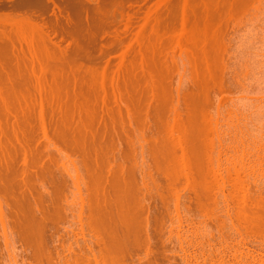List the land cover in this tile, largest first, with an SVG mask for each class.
Returning a JSON list of instances; mask_svg holds the SVG:
<instances>
[{"label":"rangeland","instance_id":"374dc122","mask_svg":"<svg viewBox=\"0 0 264 264\" xmlns=\"http://www.w3.org/2000/svg\"><path fill=\"white\" fill-rule=\"evenodd\" d=\"M55 1L62 5L61 0ZM118 1H114L116 5L111 1L100 13H94L91 8L80 9V41L75 39L77 36L73 35L76 40L73 41V36L66 34L70 40L63 37L65 40L60 42L67 54L72 53L69 57L76 54V64L73 62L76 66L66 54L68 61H65L62 54L60 66L63 68L56 70L57 78L54 70L56 61L59 62L55 59L58 53L52 57L55 69L46 63L51 58L46 59L42 54L43 67L48 64V70L54 74L46 72L43 77L41 74L47 70L43 68L45 71L37 74L41 75L40 81L36 78L34 82L35 76L30 72L27 76L26 70L25 76L21 72L25 69L16 71L13 64L8 66L11 59H5L13 71L9 74L16 78L13 91L10 85L1 84L6 81H0L3 85L0 88V205H3L6 224L4 230L0 223V264H264V0H252L247 9L238 8V12L230 9L231 13L223 5L221 9L215 8L210 0H191L193 8H187L186 24L181 0H176L178 3L171 6L173 9L169 7L172 9L168 12L172 17H169L170 23L160 27L155 37L151 35V24L156 15L159 12L167 16L161 8L157 14L148 12L151 8L156 11L154 6L158 0H131L132 7L127 0ZM48 13L53 17L51 9ZM145 19H149L147 25ZM15 36L17 44L23 40L22 32ZM67 42H78L80 46L71 47ZM25 48L23 44L25 52L28 51ZM73 48L79 51L74 53ZM215 51L219 54H213ZM20 61L14 63L18 68L19 62L23 64ZM62 62L68 67L62 66ZM66 62H71V66ZM70 67L75 69L71 71ZM93 68L96 71H91ZM69 70L75 71V75ZM19 72L25 77H19ZM3 79L1 76L0 80ZM45 80L51 83L45 84ZM43 81L44 90L47 88L51 93L37 92L38 86L43 87ZM160 96L164 97L165 105ZM174 107L185 109L184 116L179 111L182 121L175 115ZM85 108L95 116H89ZM117 108L122 111L118 117L119 110H114ZM130 108L134 110L128 112ZM149 111L150 116H146ZM131 112L133 118L129 115ZM86 119L93 124L88 130L84 128L85 122L88 124ZM97 122H109L101 124L105 125L101 132L110 134L114 131L107 126L116 124L113 127L121 129L118 136L123 137L112 134L115 138L107 132L100 133L106 139L102 136L98 139L101 125H96ZM145 122L150 124L144 125ZM130 125L136 126L135 129ZM88 131L95 132V136ZM112 138L122 141L118 143ZM177 138L182 139L187 152L186 166L180 164L182 152ZM119 150L122 157L127 153L125 159H121ZM200 162L202 165H198ZM200 167L203 169L198 171ZM97 201L101 206L96 205Z\"/></svg>","mask_w":264,"mask_h":264},{"label":"bare ground","instance_id":"6f19581e","mask_svg":"<svg viewBox=\"0 0 264 264\" xmlns=\"http://www.w3.org/2000/svg\"><path fill=\"white\" fill-rule=\"evenodd\" d=\"M111 1H112V4H114V5H116L117 3H115L114 1H117V0H61V2H62V7L58 4V2H56L55 0H0V75L1 76H3V78L4 79H6V80H0L1 82L2 81H8V83H1V84H7L11 89H12V91L14 90V88H15V81L13 80V79H15L16 77V75L14 76V78H13V76H11V74H9L11 71H10V68H8V66H10V63H11V66H12V64H13V66L14 67H16L15 69H16V71H18V69L21 71V70H23V69H25V71L23 70V71H21V72H23V74L24 73H26L27 71V76H28V74H29V72H30V74L31 75H33V76H35V79H33L32 81L34 82V80H36L37 81V79L36 78H38V80L40 81V78L39 77H41V75L44 77V75L46 74V72H50V68L52 69V67L55 69V65L53 64L54 62H53V53H60L59 55L58 54H56L57 55V57L55 58L56 60H58L59 59V62L58 61H56L57 62V68L54 70L55 71V73L57 72L56 70H58V68L59 67H61L60 66V62L62 61V58L64 57V54H66V55H68L67 54V49L66 48H68V46H66L65 47V49L66 50H64L63 48V46H61L62 45V40L64 39L63 37H65L64 35H66L67 34V36L69 37V35H71V37L73 36V35H75V36H77V37H75V36H73L72 37V40L74 39V37H75V39L77 38V41H80L79 40V37L78 36H80L79 34H80V26H81V24H82V21H81V24H80V9L81 10H87V9H89V8H91L92 9V11L94 12V13H100L102 10L104 11V10H106V8H108V7H106L107 5H108V3H111ZM120 2H122V0H119ZM118 1V2H119ZM126 0H123V2H125ZM129 1H131V0H129ZM132 1H135V0H132ZM131 1V2H132ZM174 1V2H173ZM176 0H158L156 3H155V6H154V9L156 10V11H153V9L151 8V9H148V10H150V11H148V12H158L159 11V9L161 8V10L162 9H165V10H163V11H165V12H167L166 14H167V16H162L163 15V13H162V15H160L159 14V12H158V14L156 15L157 17L155 18L156 19V21H155V19H154V22H153V24H151V35L152 36H157L158 34H156L155 32H157L158 33V29L160 28V27H164L165 25L166 26H168V24L170 23V18L169 17H171V16H169V15H171V14H169L168 12H171L170 10H172L173 8L171 7V6H173L174 7V3L175 4H177L178 2H175ZM177 1H179V0H177ZM189 1V2H188ZM191 0H181V1H179V2H181V5H183L182 7H181V9L182 8H184L183 9V22H184V24H186L188 21H187V13H188V9H192L193 7H191V2H190ZM211 2V4L213 3V5H214V7L216 8V6L218 7L219 6V8L223 5V6H226L227 7V9H229V12H230V9L231 10H233V9H235V10H237V12H238V8H242V9H245L246 7H247V5H251V3L250 2H252L253 3V1L252 0H219V2L217 1L216 2V0H210ZM263 1V0H262ZM119 2V3H120ZM122 2V3H123ZM127 3H129V7L131 6H133V3L134 2H132V4L130 5V3L131 2H128V0L126 1ZM145 2V1H144ZM173 2V3H172ZM204 2V1H203ZM259 2V1H258ZM183 3V4H182ZM195 3V2H194ZM218 5H217V4ZM173 4V5H172ZM187 4H189V7H191V8H189L188 7V5ZM201 4V3H200ZM259 4H260V2H259ZM51 5H52V7H51ZM109 5H111V4H109ZM108 5V6H109ZM186 5H187V7H186ZM221 5V6H220ZM254 5V4H253ZM196 6V5H195ZM259 6V5H258ZM151 7V6H150ZM156 7V8H155ZM169 7H171V8H169ZM202 7H204V6H202ZM55 8H57V10H58V13L56 12V10H55ZM188 8V9H187ZM218 8V9H219ZM251 8V7H250ZM51 9V13L53 14V17H52V15H49V16H51V17H49L48 16V11ZM205 9V8H204ZM217 9V10H218ZM221 9V8H220ZM219 9V10H220ZM223 9V8H222ZM224 9H226L225 7H224ZM247 9V8H246ZM152 10V11H151ZM195 10V9H194ZM198 10V9H197ZM196 10V11H197ZM89 11V10H88ZM205 11V10H204ZM226 11H228V10H226ZM240 11V10H239ZM189 12H192V10H189ZM233 12H234V10H233ZM237 12L235 13V14H237ZM247 12V11H246ZM196 13V12H195ZM228 13V12H227ZM231 13V12H230ZM229 13V16L231 15ZM149 14V13H148ZM209 14V13H208ZM160 15V16H159ZM164 15H165V13H164ZM192 15V14H191ZM190 15V13H189V16H191ZM222 15V14H221ZM205 16H207V15H205ZM205 16H203V17H205ZM208 16H210V15H208ZM218 16V15H217ZM148 17H150V16H148ZM172 18V17H171ZM206 19H207V17H205ZM220 18H222V17H220ZM219 18V19H220ZM231 18V17H230ZM88 19V18H87ZM196 19V18H195ZM211 19V18H210ZM233 19V18H232ZM64 20V21H63ZM93 21V20H92ZM149 19H145V21H144V24H148L149 22ZM187 21V22H186ZM212 21H213V19H212ZM220 21V20H219ZM83 22H85V21H83ZM86 22H87V20H86ZM208 22H210V21H208ZM222 22V21H221ZM223 22H226L225 20L223 21ZM151 23H152V20H151ZM203 23H206V22H203ZM84 24V23H83ZM155 24V25H154ZM220 24V23H219ZM219 24H217L218 26H219ZM212 25V24H211ZM94 26V25H93ZM92 26V28H94ZM96 26V25H95ZM150 26V25H149ZM153 26V27H152ZM154 26H156V27H154ZM206 26V25H205ZM207 26H210V25H207ZM215 26V25H214ZM221 26V25H220ZM90 27V26H89ZM88 27V28H89ZM222 27V26H221ZM153 28H156V29H154L155 31H153ZM218 28V27H217ZM185 29H187L186 28V26H185ZM205 29H207V28H205ZM204 29V30H205ZM209 29H211V28H209ZM220 29V28H219ZM20 30V31H19ZM85 30V29H84ZM215 30V29H214ZM86 31V30H85ZM208 31V30H207ZM18 32H22V35H23V40H21V41H19V43L17 44L16 42H18V40H16V42H15V40H14V36L15 35H17L18 34ZM29 33V34H31V36L30 37H28L27 35H25V34H27V33ZM17 33V34H16ZM97 33V32H96ZM153 33H155V35H153ZM205 33V32H204ZM208 33V32H207ZM210 33V32H209ZM15 34V35H14ZM96 35V34H95ZM196 35V34H195ZM204 35V34H203ZM212 35H213V33H212ZM212 35H209V36H212ZM216 35V33L214 32V36ZM86 36V35H85ZM93 36V35H92ZM202 36V35H201ZM16 37V36H15ZM36 37V40L34 41V38ZM57 37H59L58 38V41H55V39L57 38ZM213 37V36H212ZM55 38V39H54ZM67 37H65V39H66ZM203 38V37H202ZM208 38V37H207ZM64 39V40H65ZM68 39V38H67ZM184 39V38H183ZM191 39V38H190ZM213 39H215V38H213ZM68 40H70V39H68ZM73 41H76V40H73ZM195 42H197L196 40H194ZM203 41V40H202ZM201 41V42H202ZM208 41V40H207ZM215 41V40H214ZM60 42H62V43H60ZM184 42V41H183ZM68 43V42H67ZM76 43H78V42H76ZM75 43V44H76ZM80 43V42H79ZM23 44H25L26 45V50H28V51H26L25 52V50L23 49ZM75 44H70V43H68L67 45H70L71 47H73L72 45H74L75 46ZM77 45H79V44H76V46ZM150 45L152 46V43H150ZM193 45V44H192ZM210 45H212V44H210ZM215 45H217V44H215ZM75 46V47H76ZM80 46V45H79ZM191 46V45H190ZM208 46V45H207ZM224 46V45H223ZM74 47V48H75ZM186 47V46H185ZM201 47H203V46H201ZM251 47V46H250ZM73 48V49H74ZM78 48H81V47H78ZM78 48H76V50H78ZM150 49H152V47H149ZM156 48H158V47H156ZM156 48H154L155 50H157ZM182 48V47H181ZM213 48V47H212ZM216 48V47H215ZM214 48V49H215ZM222 49V48H221ZM251 49V48H250ZM69 50V49H68ZM75 50V49H74ZM73 50V52L74 53H76V50L74 51ZM205 50V49H204ZM210 50V49H209ZM209 50H207V52L209 51ZM79 51V50H78ZM77 51V52H78ZM145 51H149V53H150V55H152V53H151V51L150 50H148V49H145ZM200 51H202L201 49H200ZM223 51V50H222ZM222 51L220 52V54L222 53ZM66 52V53H65ZM69 52V51H68ZM72 52V51H71ZM199 52V51H198ZM214 52V51H213ZM216 53H213V54H219L217 51H215ZM73 53V54H74ZM147 53V52H146ZM161 53V52H160ZM251 53V52H250ZM42 54H44L43 56H45L46 57V59H49V58H51V60L50 61H46V63H48L47 65H48V67H50L49 68V70H48V67H47V65H46V67H43V62H45L44 60H42L43 58H45V57H43L42 56ZM63 54V55H62ZM72 54V53H71ZM71 54H69L70 56H72ZM203 54V53H202ZM9 55V56H8ZM63 56L62 58H61V61H60V56ZM69 55L68 56H66V58L68 59V57H69ZM75 55V57L73 58V61H72V58L71 57H69V60L72 62H69V63H67V65H69L70 63L73 65V66H76L75 64V59L77 58L76 57V54H74ZM79 54H77V56H78ZM148 55V54H147ZM146 55V56H147ZM161 55V54H160ZM10 56H12L14 59H16L17 61H13L12 59V57L10 58ZM42 56V57H41ZM124 56H126V55H124ZM143 56H145V54L143 55ZM154 56V55H153ZM158 56H159V54H158ZM217 56H221V55H217ZM216 56V57H217ZM79 57V56H78ZM120 57H122V56H120ZM210 57V56H209ZM6 58H8L7 60H9V59H11L12 61H13V63L11 62V60H10V62H8L9 63V65H8V63H7V60H6V62H5V59ZM65 57H64V59H66ZM80 58V57H79ZM124 58V57H123ZM152 58V57H151ZM158 58V57H157ZM219 58H221V57H219ZM55 59H54V61H55ZM65 60V61H68V60ZM143 59H145V58H143ZM20 60H22V62H23V64L22 63H20L21 61ZM154 60H156V58L154 59ZM18 61H20L19 62V68H18V66L17 65H15L14 63H16V62H18ZM43 61V62H42ZM78 61V60H77ZM158 61V60H157ZM216 61H219V60H217L216 59ZM51 62H52V64H51ZM55 62V63H56ZM63 62H64V60H63ZM63 62L61 63V65L63 66V65H65V64H63ZM73 62L75 63V64H73ZM80 62V61H79ZM166 63H167V61H165ZM205 62H206V60H205ZM215 62V61H214ZM58 63H59V65H58ZM210 63H212V62H210ZM215 63H217V62H215ZM8 66H7V65ZM17 64V63H16ZM23 65V66H21V65ZM71 64L69 65V66H71ZM148 64V63H147ZM155 64H157L156 62H155ZM161 64V63H160ZM163 64V63H162ZM205 64V63H204ZM50 65H53V66H50ZM79 65V67H80V64H78ZM82 65V64H81ZM215 65H217V64H215ZM10 66V67H11ZM12 66V67H13ZM66 66V65H65ZM37 67H39L38 69H39V71H37L38 69H37ZM66 67H68V66H66ZM66 67H64V69H66ZM95 67V66H94ZM149 67V66H148ZM214 67V66H213ZM218 67V66H217ZM22 68V69H21ZM45 69V68H47V70L44 72V71H42V69ZM61 68H63V67H61ZM85 68V67H84ZM167 68H169V67H167ZM12 69V68H11ZM14 69V68H13ZM60 69V68H59ZM63 69V70H64ZM70 69H71V67H70ZM73 69H75V68H73ZM73 69H71V71H73ZM78 69V68H77ZM27 70V71H26ZM61 70V69H60ZM95 70V68H93L91 71H94ZM39 72V73H37V72ZM59 71V70H58ZM70 71V70H69ZM70 71V72H71ZM96 71V70H95ZM215 71V69L213 70V72ZM21 72H19L18 73V75L21 73ZM42 72H44V73H42ZM69 72V73H70ZM75 72V71H74ZM74 72H71V73H74ZM78 72V71H77ZM160 72V71H159ZM162 72V71H161ZM11 73H13V71L11 72ZM16 73V72H15ZM42 73V74H41ZM51 73V75H53L54 74V72L53 71H51L50 72ZM49 73V74H50ZM53 73V74H52ZM70 73V74H71ZM155 73V72H154ZM215 73H216V71H215ZM17 74V73H16ZM29 74V75H30ZM37 74H41L40 76L39 75H37ZM44 74V75H43ZM167 74V73H166ZM17 75V76H18ZM21 75H22V73L20 74V76L19 77H21ZM25 76H26V74H24ZM50 75V76H51ZM56 75H57V73L56 74H54V78H57L56 77ZM69 75V74H68ZM74 75H75V73H74ZM73 75V78L75 77ZM160 75V74H159ZM1 76H0V79H1ZM23 76V75H22ZM25 76H23V77H25ZM64 76V75H63ZM71 76V75H70ZM78 76H80L79 75V73H78ZM78 76H76L75 78H76V80H78L79 81V77ZM23 77L21 78V80L23 79ZM30 77V76H29ZM42 77V80L44 79ZM49 77V76H48ZM59 77V76H58ZM66 77H68V76H66ZM77 77L79 78V79H77ZM163 77V76H162ZM167 77V76H166ZM45 78H46V80H48L49 78H47L46 76H45ZM64 78V77H63ZM69 78V77H68ZM74 78V79H75ZM218 78V77H217ZM20 79V78H19ZM26 79V78H25ZM24 79V80H25ZM71 79V78H70ZM73 79V81L75 82V80ZM157 79V78H156ZM21 80H20V83H21ZM23 80V81H24ZM45 80V84H47L48 82L49 83H51L50 81H46ZM56 80V79H55ZM152 80V79H151ZM168 80V79H167ZM166 79H165V82L167 81ZM17 81V80H16ZM27 81H28V79H27ZM30 81V80H29ZM31 81V82H32ZM35 81V82H36ZM38 81V83H40ZM57 81V80H56ZM72 81V82H73ZM78 81H77V83L75 82V84H79L78 83ZM14 82V83H13ZM18 82H19V80H18ZM47 82V83H46ZM59 82V81H58ZM69 82V81H68ZM71 82V83H72ZM80 82V81H79ZM155 82H157V80L155 81ZM168 82V81H167ZM22 83H25V82H22ZM27 83V85H28V82H26ZM49 83H48V85H49ZM161 83H162V81H161ZM0 84V88H1V86H3V85H1ZM14 84V85H13ZM41 84V83H40ZM44 84V81H43V83H42V85ZM73 85H74V83H72ZM159 84V83H158ZM157 84V85H158ZM165 83H163L162 85H164ZM6 85V86H7ZM16 85H18L17 83H16ZM20 85V84H19ZM18 85V86H19ZM23 85V84H22ZM39 85V84H38ZM38 85H36V86H38ZM52 85V84H51ZM73 85H71V86H73ZM7 86V87H8ZM26 86V85H25ZM41 86V85H40ZM75 86V85H74ZM168 86H169V84H168ZM8 87V88H9ZM44 85H43V87H39L38 86V88H39V90H37V92H42L43 90H44ZM46 87H47V85H46ZM57 87V86H56ZM63 87V86H62ZM145 87V86H144ZM143 87V88H144ZM207 87V86H206ZM4 88V87H3ZM47 88H45V90H46ZM51 89V88H50ZM77 89H80V87L79 88H77ZM82 89V88H81ZM157 89V88H156ZM160 89H162V86H161V88ZM5 90H7V88L5 89ZM5 90L3 91V92H5ZM10 90V89H9ZM21 90V89H20ZM45 90L43 91V92H45ZM51 90H53V87H52V89ZM66 90V89H65ZM149 90V89H148ZM22 91V90H21ZM47 91V90H46ZM128 91V90H127ZM164 91H167V90H165L164 89ZM2 92V93H3ZM47 92H50L49 90L47 91ZM77 93H78V91H76ZM75 92V93H76ZM150 92V91H149ZM155 92H157L156 90H155ZM7 93H9V92H7ZM14 93H16V91H14ZM46 93V92H45ZM45 93L43 94V95H45ZM51 93V92H50ZM80 93V92H79ZM78 93V94H79ZM87 93H89V92H87ZM86 93V94H87ZM119 93V92H118ZM135 93H138V91H136ZM140 93H141V90H140ZM152 93H154V92H152ZM152 93H150V94H152ZM177 93V92H176ZM190 93V92H189ZM208 93H210V92H208ZM58 94V93H57ZM102 94H104V93H102ZM127 93H125L124 95H126ZM157 94H159V93H157ZM169 94H171V93H169ZM7 95V94H6ZM11 95V94H10ZM14 95V94H13ZM12 95V96H13ZM18 95V94H17ZM42 95V94H41ZM52 95V94H51ZM76 95V94H75ZM123 95V94H122ZM155 95V94H154ZM165 95H167V94H165ZM178 95V94H177ZM185 95V94H184ZM183 95V96H184ZM203 95V94H202ZM66 96V95H65ZM90 96V95H89ZM128 96V95H127ZM146 96H147V94H146ZM162 96H163V94H162ZM162 96H160V97H158V98H164V97H162ZM168 96V95H167ZM172 96H174V95H172ZM171 96V97H172ZM180 96V95H179ZM192 96V95H191ZM205 96V95H204ZM14 97V96H13ZM84 97V96H83ZM129 97V96H128ZM17 98V97H16ZM44 98V97H43ZM90 98V97H89ZM93 98V97H92ZM145 98V97H144ZM156 98V97H155ZM170 98V97H169ZM179 98V97H178ZM190 98V97H189ZM188 98V99H189ZM22 99V98H21ZM64 99V98H63ZM88 99V98H87ZM141 99V98H140ZM166 99H167V97H166ZM165 99V100H166ZM173 99V98H172ZM180 99V98H179ZM185 99H187V98H185ZM59 100V99H58ZM108 100V99H107ZM146 100V99H145ZM149 100V99H148ZM155 100V99H154ZM184 100V99H183ZM199 100V99H198ZM205 100H207V102L209 103V101H208V99H206L205 98ZM205 100L203 101V102H205ZM18 101H20V100H18ZM26 101V100H25ZM28 101V100H27ZM26 101V102H27ZM39 101V100H38ZM60 101V100H59ZM80 101V100H79ZM83 101V100H82ZM134 101V100H133ZM157 101H161V100H157ZM166 101H169V100H166ZM171 101V100H170ZM182 101V100H181ZM116 102V101H115ZM139 102V101H138ZM148 102V101H147ZM74 103V102H73ZM77 103V102H76ZM75 103V104H76ZM85 103V102H84ZM144 103V102H143ZM149 103V102H148ZM148 103H145V104H148ZM155 103H156V101H155ZM166 103H168V102H166ZM170 103H172V101L170 102ZM174 103V102H173ZM8 104V103H7ZM10 104V103H9ZM8 104V105H9ZM21 105H22V103H20ZM27 104V103H26ZM38 104H40V103H38ZM79 104H82V103H79ZM116 104H118L117 102H116ZM144 104V105H145ZM176 104V103H175ZM43 104L41 103V109H43V106H42ZM77 105V104H76ZM89 105V104H88ZM112 105V104H111ZM142 105V104H141ZM163 105H165L164 104V99H163ZM168 105H169V103H168ZM206 105H208V104H206ZM31 106V105H30ZM71 106V105H70ZM85 106V105H84ZM119 106H121V105H119ZM118 106V107H119ZM148 106V105H147ZM147 106H145L144 108H146ZM72 107V106H71ZM88 107V106H87ZM113 107H115V106H113ZM202 107H206V106H202ZM201 107V108H202ZM74 108V107H73ZM78 108V107H77ZM91 108H93V107H91ZM116 108V107H115ZM135 108H137V107H135ZM175 108L176 107H174L173 108V110L174 111H176V113L177 114H175V115H179V114H181L180 112H182V116H184L183 114H184V110H180V108H176V110H175ZM87 109H89V108H87ZM86 108H85V110L84 111H86L87 110ZM131 109V108H130ZM139 109H140V107H139ZM142 109V108H141ZM147 109V108H146ZM203 109H205V108H203ZM27 110V109H26ZM38 110V109H37ZM65 110H66V108H65ZM93 110V109H92ZM114 110H119L118 108L117 109H114ZM127 110V109H126ZM132 110H134V109H131V110H129L128 112H130V111H132ZM142 110H144V109H142ZM171 110V109H170ZM170 110H167V111H170ZM187 110V109H186ZM189 110V109H188ZM46 111V110H45ZM51 111V110H50ZM68 111V110H67ZM89 110H87V112H88ZM121 110H119V112H120ZM139 110L137 109V112H138ZM145 111V110H144ZM180 111V112H179ZM9 112V111H8ZM40 112V111H39ZM77 112H79L78 110H77ZM96 112V111H95ZM122 112V111H121ZM121 112L120 113H116L117 114V117L119 116L118 114H121ZM139 112H141V111H139ZM138 112V113H139ZM186 112V111H185ZM68 113H69V111H68ZM76 113V112H75ZM85 113V112H84ZM94 113V112H93ZM92 112H91V115H90V113L88 112V114H89V116H92V115H94L95 116V114H93ZM98 113V112H97ZM108 113H110V112H108ZM108 113H107V116H109L108 115ZM113 113V112H112ZM133 112H131L129 115L130 116H132V118H133V116L134 115H131ZM146 113H148V112H146ZM155 113V112H154ZM190 113V112H189ZM195 113H197V112H195ZM41 114H43V112L41 113ZM73 114V113H72ZM86 114V113H85ZM87 114V115H88ZM111 114V113H110ZM124 114V113H123ZM126 114V113H125ZM128 114V113H127ZM126 114V115H127ZM140 114V113H139ZM142 114V113H141ZM145 114V113H144ZM150 111H149V114H146V116H150ZM174 114V113H173ZM61 115V114H60ZM87 115H85V117L87 116ZM103 115V114H102ZM129 115L128 116H126L127 118H129ZM16 116V115H15ZM38 116V115H37ZM36 116V117H37ZM84 116V115H83ZM89 116H87V117H89ZM112 116V115H111ZM115 116V115H114ZM113 116V117H114ZM121 116H123V115H121ZM141 116H143V117H145L144 115H141ZM186 116H187V114H186ZM25 117V116H24ZM49 117V116H48ZM65 117V116H64ZM76 117V116H75ZM80 117V116H79ZM78 117V118H79ZM86 117V118H87ZM179 117V119H181L180 121H182V118H181V116L179 115L178 116ZM29 118V117H28ZM43 118V115H42V117H41V119ZM72 118V117H71ZM83 118V117H82ZM82 118H80V119H82ZM92 118V117H91ZM91 118H88V119H91ZM98 118V117H97ZM110 118V117H109ZM116 118V117H115ZM122 119H123V117H121ZM149 117H146V119H148ZM186 117H184L183 119H185ZM88 119H86V121H88ZM95 119V118H94ZM93 119V120H94ZM104 119V118H103ZM130 119H131V117H130ZM27 120H29V119H27ZM83 120V119H82ZM105 120V119H104ZM110 121H113V120H111V119H109ZM115 120V119H114ZM116 120H117V118H116ZM118 120H120V119H118ZM132 120V119H131ZM157 120V119H156ZM189 120V119H188ZM192 120V117L190 118V120L189 121H191ZM51 121V120H50ZM71 121V120H70ZM76 121V120H75ZM99 121V120H98ZM147 121V120H146ZM23 122H24V120H23ZM41 122V121H40ZM100 122V121H99ZM99 122H97V123H99ZM118 122V121H117ZM130 122V121H129ZM44 123V122H43ZM43 123L41 124V126L43 125ZM79 123V122H78ZM77 123V124H78ZM84 123V122H83ZM91 123H93L94 125H95V122L94 121H92V119H91ZM109 123V122H108ZM108 123H101V124H106V125H108ZM111 123H114V122H111ZM116 123V122H115ZM119 123H121L120 121H119ZM118 123V124H119ZM131 123H132V121H131ZM147 123V124H146ZM148 123L149 122H145L144 123V125H148ZM154 123H155V121H154ZM154 123L153 124H151V125H154ZM82 124V123H81ZM93 124H91V125H93ZM100 123L99 124H96V125H101ZM150 124V123H149ZM156 124V123H155ZM187 124V123H186ZM190 124V123H189ZM200 124H202V122H200ZM28 124H26V126H27ZM60 125V124H59ZM80 125V124H79ZM85 125H87V126H85ZM89 125V126H88ZM91 125L89 124V121H88V124H86V122H85V124H84V128H85V130H88L87 128H90L91 127ZM111 125V124H110ZM114 125H116V124H113V126ZM124 125V124H123ZM131 125H133V124H131ZM131 125H130V128H134L135 129V127H131ZM168 125V124H167ZM206 125V124H205ZM73 126H74V124H73ZM82 126H83V124H82ZM105 126V125H104ZM104 126H102L101 125V128H98V129H100L99 130V132H98V136H99V138L98 139H101L102 137H105V136H102V135H100V133L102 134V133H105L104 135H106V133L107 132H109V131H107V132H101V131H104L105 130V128H103ZM113 126H107V128H108V130H110L111 128L113 129V131L111 130V132H113L112 134H114V135H116V136H118V132L120 133V131L119 130H121V129H117V128H114ZM21 127H24V126H21ZM40 127V126H39ZM44 127V126H43ZM60 127V126H59ZM100 127V126H99ZM119 127V126H118ZM125 127V126H124ZM153 127V126H152ZM188 127V126H187ZM200 127V126H199ZM205 127V126H204ZM203 127V128H204ZM61 128V127H60ZM59 128V129H60ZM76 128V127H75ZM96 128V127H95ZM94 128V129H95ZM110 128V129H109ZM120 128V127H119ZM129 128V129H130ZM210 128V127H209ZM19 128H17V130H18ZM29 129V128H28ZM68 129V128H67ZM93 129V128H92ZM117 130V132H116V130ZM128 129V130H129ZM134 129H132V130H134ZM147 130H149L148 128H146ZM158 128H157V126H156V130H157ZM187 129V128H186ZM201 129V128H200ZM213 129V128H212ZM46 130V129H45ZM44 130V132L45 133H47L46 131ZM64 130V129H63ZM75 130V129H74ZM95 130H97V129H95ZM127 130V131H128ZM151 130V129H150ZM185 130V129H184ZM1 131V130H0ZM19 131V130H18ZM31 131V130H30ZM29 131V132H30ZM38 131V130H37ZM69 131V130H68ZM72 131V130H71ZM140 131V130H139ZM152 131H154V130H152ZM151 131V132H152ZM158 131V130H157ZM213 131H214V129H213ZM33 132V131H32ZM60 132H61V130H60ZM63 132V131H62ZM74 132H76V131H74ZM73 132V133H74ZM147 132V131H146ZM88 133H89V131H88ZM91 133V132H90ZM89 133V134H90ZM217 133V132H216ZM61 134V133H60ZM77 134H78V132H77ZM92 134V133H91ZM94 134H95V132H94ZM94 134H92L93 136H95ZM112 134H110V132H109V136L111 135V136H113V137H115L114 135H112ZM134 134V133H133ZM151 134V133H150ZM33 135V134H32ZM56 135V134H55ZM92 135H89L90 136V138H92ZM96 135V136H97ZM127 135H128V133H127ZM143 135H144V132H143ZM194 135V134H193ZM47 136H48V134H47ZM82 136H84V135H82ZM88 136V137H89ZM100 136H102L101 138H100ZM119 136H120V134H119ZM118 136V137H119ZM135 136H136V134H135ZM145 136V135H144ZM158 136V135H157ZM180 136V135H179ZM189 136H191V135H189ZM219 136V135H218ZM30 137V136H29ZM57 137V136H56ZM79 137V136H78ZM117 137V138H118ZM120 137H123L122 135L120 136ZM137 137V136H136ZM21 138V137H20ZM19 138V139H20ZM76 138V137H75ZM82 138H85V139H87L86 137H82ZM107 137H105V139H106ZM116 138V137H115ZM115 138H112V139H115ZM130 137H128L127 139H129ZM155 138V140L154 141H156V137H154ZM190 139H192L193 138V136L192 137H189ZM7 139V138H6ZM34 138H32V140H33ZM52 139V138H51ZM93 139V138H92ZM123 139V138H122ZM147 139V138H146ZM158 139V138H157ZM194 139H196V138H194ZM209 139V138H208ZM31 140V139H30ZM81 140V139H80ZM84 140V139H83ZM94 140V139H93ZM96 140L97 139H95V142H96ZM109 140V139H108ZM111 140V139H110ZM116 140V139H115ZM120 141H122L121 139H119ZM119 140H116L117 142L119 141ZM134 140V139H133ZM141 140V139H140ZM139 140V141H140ZM182 140V139H181ZM181 140H180V138H177V144L181 147V155H179V160H180V164L181 165H184V166H186V163H187V160H188V156H187V152H186V150H185V148H184V145H183V143H181ZM55 141H57V140H55ZM61 141V140H60ZM79 141V140H78ZM87 141V140H86ZM92 141V140H91ZM98 141H100V140H98ZM97 141V142H98ZM135 141V140H134ZM153 141V140H152ZM169 141V140H168ZM71 142V141H70ZM95 142H93L94 143V145L95 144H97V143H95ZM116 142V143H117ZM157 143L159 142L158 140L156 141ZM162 142V141H161ZM42 143V142H41ZM99 143V142H98ZM107 143H109V142H107ZM119 143V142H118ZM125 143H126V140H125ZM156 143V144H157ZM169 143V142H168ZM14 144V143H13ZM44 144V143H43ZM81 144V143H80ZM100 144V143H99ZM99 144H97V145H99ZM105 144V143H104ZM109 144H111V143H109ZM134 144V143H133ZM137 144V143H136ZM150 144V143H149ZM155 144V143H154ZM201 144V143H200ZM31 145V144H30ZM46 145V144H45ZM71 145V144H70ZM72 145H76V144H72ZM84 145V144H83ZM125 145V144H124ZM148 145V144H147ZM164 145H166V144H164ZM168 145V144H167ZM203 145V144H202ZM79 146V145H78ZM118 146V145H117ZM143 146H145V145H143ZM151 146H153V145H151ZM171 147H172V145H170ZM178 146V147H179ZM48 147V146H47ZM66 147V146H65ZM85 147V146H84ZM83 147V148H84ZM111 147V146H110ZM131 147V146H130ZM154 147V146H153ZM164 147H166V146H164ZM22 148V147H21ZM69 148V147H68ZM93 148V147H92ZM99 148V147H98ZM112 148H116V147H112ZM199 148V147H198ZM202 148V147H201ZM71 149V148H70ZM87 149V148H86ZM145 149H146V147H145ZM144 149V150H145ZM169 149V148H168ZM172 149V148H171ZM197 149V148H196ZM23 150V149H22ZM47 150V149H46ZM82 150V149H81ZM149 150H151V149H149ZM175 150V149H174ZM202 150V149H201ZM4 151V150H3ZM7 151V150H6ZM18 151V150H17ZM93 151H95V150H93ZM118 151V150H117ZM120 151V153H119V155H120V157H122L121 155H122V152H121V150H119ZM163 151H165V150H163ZM167 151V150H166ZM52 152V151H51ZM70 152V151H69ZM74 152V151H73ZM100 152H102V151H100ZM172 152H173V150H172ZM177 152V151H176ZM12 153V152H11ZM10 153V154H11ZM14 153V152H13ZM94 153V152H93ZM125 153V151H123V154ZM21 154V153H20ZM86 154V153H85ZM91 154V153H90ZM127 153H125V156H127L126 155ZM12 155V154H11ZM94 155V154H93ZM92 155V156H93ZM103 155V154H102ZM170 155H172V154H170ZM193 155V154H192ZM43 156V155H42ZM125 156H123L121 159H125ZM129 156V155H128ZM210 156V155H209ZM7 157H9V156H7ZM12 157H14V156H12ZM80 157V156H79ZM201 157V156H200ZM16 158V157H15ZM45 158V157H44ZM11 159V158H10ZM18 159V158H17ZM169 159H171V158H169ZM191 159H193V156H192V158ZM88 160V159H87ZM93 160V159H92ZM91 160V161H92ZM99 160V159H98ZM193 160H196V159H193ZM224 160H225V158H224ZM53 161V160H52ZM90 161V163H92V165H95V164H93V162H91ZM101 161V160H100ZM106 161V160H105ZM170 161V160H169ZM9 162V161H8ZM48 162V161H47ZM75 162H76V160H75ZM94 162H97L96 160H94ZM109 162V161H108ZM194 161H192L191 163H193ZM15 163V162H14ZM18 163V162H17ZM100 163H103V162H100ZM110 163V162H109ZM108 163V164H109ZM121 163V162H120ZM48 164V163H47ZM46 164V165H47ZM199 164H201L202 165V163L200 162V163H198V165ZM0 165H1V163H0ZM4 165V164H3ZM29 165V164H28ZM111 165H113V164H111ZM180 165V166H181ZM6 166V165H5ZM13 166V165H12ZM30 166V165H29ZM85 166V164L83 165V167ZM118 166H119V164H118ZM31 167V166H30ZM34 167V166H33ZM121 167V166H120ZM182 167V166H181ZM66 168V167H65ZM90 168V167H89ZM103 168H105V167H103ZM109 168V167H108ZM122 168V167H121ZM196 168H197V166H196ZM8 169H10V168H8ZM22 169V168H21ZM51 169V168H50ZM78 169V168H77ZM111 169V168H110ZM140 169V168H139ZM199 169H203V168H198V171H199ZM11 170V169H10ZM25 170V169H24ZM94 170V169H93ZM99 170V169H98ZM112 170H114V169H112ZM185 170V169H184ZM187 170V169H186ZM96 171V170H95ZM100 171V170H99ZM111 171V170H110ZM109 171V172H110ZM26 172V171H25ZM33 172V171H32ZM109 172H107V173H109ZM114 172V171H113ZM122 172V171H121ZM166 172V171H165ZM92 173H94V174H97V173H95V172H92ZM144 173V172H143ZM169 173H171L170 171H169ZM195 173V172H194ZM23 174V173H22ZM50 174V173H49ZM56 174V173H55ZM88 174V173H87ZM90 174V173H89ZM98 174H100V173H98ZM123 174V173H122ZM139 174H141V173H139ZM188 175H189V173H187ZM196 174H199V172L198 173H196ZM17 175V174H16ZM107 175V174H106ZM169 175V174H168ZM186 175V174H185ZM188 175H187V181L188 182H190V178L188 177ZM7 176V175H6ZM126 176V175H125ZM142 176H145V175H142ZM149 176V175H148ZM15 177V176H14ZM19 177H21L20 175H19ZM54 177V176H53ZM57 177V176H56ZM74 177V176H73ZM78 177V176H77ZM7 178V177H6ZM9 178V177H8ZM12 178V177H11ZM99 178V177H98ZM169 178V177H168ZM168 178H166V179H168ZM195 178H196V176H195ZM2 179V178H1ZM18 179V178H17ZM28 179H31V178H28ZM104 179V178H103ZM122 179V178H121ZM170 179V178H169ZM10 180V179H9ZM78 180V179H77ZM76 180V181H77ZM120 180V179H119ZM144 180V179H143ZM20 181V180H19ZM95 181V180H94ZM116 181V180H115ZM123 181V180H122ZM169 181V180H168ZM5 182V181H4ZM24 182V181H23ZM22 182V183H23ZM34 182V181H33ZM78 182V181H77ZM215 182H217V181H215ZM115 183V182H114ZM6 184V183H5ZM15 184V183H14ZM27 184V183H26ZM29 185H31V183L29 184ZM77 185V184H76ZM75 185V186H76ZM94 185H96V184H94ZM103 185V184H102ZM119 185V184H118ZM204 185V184H203ZM9 186V185H8ZM101 186V185H100ZM186 186V185H185ZM119 187H121V186H119ZM23 188V187H22ZM53 188V187H52ZM51 188V189H52ZM79 188V187H78ZM94 188H96V189H98L99 190V187H94ZM50 189V188H49ZM4 190V189H3ZM28 190V189H27ZM100 191V190H99ZM124 191V190H123ZM11 192H13V191H11ZM40 193V192H39ZM56 193V192H55ZM61 193V192H60ZM101 193V192H100ZM105 193V192H104ZM142 193V192H141ZM259 193V192H258ZM263 193V192H262ZM3 194H5V193H3ZM13 194V193H12ZM1 195H2V193H1ZM6 195V194H5ZM4 195V196H5ZM14 195V194H13ZM25 195V194H24ZM51 195V194H50ZM60 195V194H59ZM116 195V194H115ZM250 195V194H249ZM3 196V195H2ZM95 196H96V193H95ZM100 196H101V194H100ZM248 196V195H247ZM6 197H8L7 195H6ZM20 197H23V196H20ZM40 197V196H39ZM121 197V196H120ZM137 197V196H136ZM13 198V197H12ZM31 198V197H30ZM56 198V197H55ZM190 198V197H189ZM194 198V197H193ZM242 198V197H241ZM252 198H253V196H252ZM261 198V197H260ZM3 199V198H2ZM19 199V198H18ZM141 199V198H140ZM262 199V198H261ZM7 200V199H6ZM52 200V199H51ZM99 200V199H98ZM57 201V200H56ZM95 201V200H94ZM39 202V201H38ZM41 202V201H40ZM53 202V201H52ZM104 202V201H103ZM102 202V203H103ZM247 202V201H246ZM246 202H244V203H246ZM44 203V202H43ZM54 203V202H53ZM96 203V205L97 206H101V202L99 203L98 201L97 202H95ZM95 203H94V205H95ZM10 204V203H9ZM55 204V203H54ZM100 204V205H99ZM16 205V204H15ZM30 205V204H29ZM32 205H34V204H32ZM1 206H3V205H0V219H1V221H0V223L2 224V226H3V228H4V230L6 229V224H4L5 223V221H3V216H2V210L3 209H1ZM39 206V205H38ZM42 206V205H41ZM143 206V205H142ZM40 207V206H39ZM242 207V206H241ZM37 208V207H36ZM35 208V209H36ZM44 208V207H43ZM179 208V207H178ZM41 210H42V207L40 208ZM44 210V209H43ZM42 210V211H43ZM46 210V209H45ZM98 210H100V209H98ZM40 211V210H39ZM41 211V212H42ZM240 211V210H239ZM101 212V211H100ZM45 213V212H44ZM12 214V213H11ZM32 214V213H31ZM30 214V215H31ZM36 214V213H35ZM3 215H4V213H3ZM24 215V214H23ZM43 214L41 213L40 214V216H42ZM97 215V214H96ZM245 215V214H244ZM16 216V215H15ZM35 216V215H34ZM29 217V216H28ZM33 217V216H32ZM46 217V216H45ZM44 217V218H45ZM248 217V216H247ZM37 218V217H36ZM17 219V218H16ZM22 219V218H21ZM28 219H30V218H28ZM97 219H99V218H97ZM121 219V218H120ZM36 220V219H35ZM48 220V219H47ZM24 221H26L25 219H24ZM30 221H32L31 219H30ZM39 221V220H38ZM43 221V220H42ZM259 221V220H258ZM258 221L256 222V223H258ZM18 222V221H17ZM28 222V221H27ZM35 222V221H34ZM41 222V221H40ZM99 222V221H98ZM29 223V222H28ZM97 223V222H96ZM18 224V223H17ZM22 224V223H21ZM23 224H24V222H23ZM30 224V223H29ZM97 224H100V223H97ZM97 224H95V225H97ZM19 225H20V223H19ZM28 225V224H27ZM36 225V224H35ZM34 225V226H35ZM45 225V224H44ZM257 225V224H256ZM20 226H22V227H24L23 225H20ZM25 226H26V223H25ZM45 226H47V225H45ZM29 227V226H28ZM33 227V226H32ZM116 230V229H115ZM130 230V229H129ZM3 231V230H2ZM108 231V230H107ZM6 232H7V230H6ZM104 232V231H103ZM7 234V233H6ZM103 236V235H102ZM7 237V236H6ZM8 238V237H7ZM28 241V240H27ZM105 242V241H104ZM110 243V242H109ZM8 244V243H7ZM111 246V245H110ZM113 246V245H112ZM111 247H109L108 249H109V251H111V249H110ZM113 249V248H112ZM121 250V249H120ZM113 251H111V253H112ZM41 253V252H40ZM39 253V254H40ZM38 255V254H37ZM264 255V254H263ZM36 257H38V256H36ZM96 257V256H95ZM96 263H97V261H96Z\"/></svg>","mask_w":264,"mask_h":264}]
</instances>
